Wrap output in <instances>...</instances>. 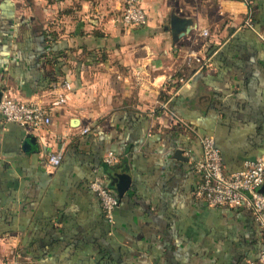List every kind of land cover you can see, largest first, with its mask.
I'll return each instance as SVG.
<instances>
[{
	"label": "crops",
	"instance_id": "0c3cea01",
	"mask_svg": "<svg viewBox=\"0 0 264 264\" xmlns=\"http://www.w3.org/2000/svg\"><path fill=\"white\" fill-rule=\"evenodd\" d=\"M122 2L0 0V94L52 120L35 132L0 115V264L257 260L261 228L245 208L197 199L194 164L197 136L228 173L263 152L264 0H141L140 28L119 22ZM96 175L119 200L113 224Z\"/></svg>",
	"mask_w": 264,
	"mask_h": 264
},
{
	"label": "built area",
	"instance_id": "2783aa9c",
	"mask_svg": "<svg viewBox=\"0 0 264 264\" xmlns=\"http://www.w3.org/2000/svg\"><path fill=\"white\" fill-rule=\"evenodd\" d=\"M123 2V11L119 16L122 26L135 28L144 26L147 16L140 5V0H124ZM207 34L206 30L202 31L203 36ZM169 80L173 81L171 78ZM178 83L183 86L186 81L179 79ZM0 115L8 123L17 124L35 132L47 128L52 123L50 112L46 107L15 99L8 91L0 94ZM86 132L87 129H83L81 133ZM197 138L202 155L194 164V169L201 176L195 189L196 198L210 207L247 209L263 231V249L257 260L246 261L243 264H264V193L259 191L264 185V149L258 158L246 162L243 169L228 173L224 171L214 140L209 136H197ZM61 159L60 152L49 153L47 164L52 169L57 168ZM115 162L116 156L112 152L103 156V163L107 166ZM89 187L95 192L100 202L104 218L109 224H113V213L119 201L113 191L106 186L105 177L94 176Z\"/></svg>",
	"mask_w": 264,
	"mask_h": 264
},
{
	"label": "water",
	"instance_id": "95a60500",
	"mask_svg": "<svg viewBox=\"0 0 264 264\" xmlns=\"http://www.w3.org/2000/svg\"><path fill=\"white\" fill-rule=\"evenodd\" d=\"M174 157L179 160H186V159H183L182 157V151L178 149L175 151ZM114 177L117 178V183L115 184V191H116L118 198H120L122 194L125 192L130 182V177L123 173L114 174ZM259 191L264 193V185L260 187Z\"/></svg>",
	"mask_w": 264,
	"mask_h": 264
},
{
	"label": "rangeland",
	"instance_id": "374dc122",
	"mask_svg": "<svg viewBox=\"0 0 264 264\" xmlns=\"http://www.w3.org/2000/svg\"><path fill=\"white\" fill-rule=\"evenodd\" d=\"M18 1H20V3L17 4L18 11H25V9H24L25 6H24V4H22V2L25 1V0H18ZM140 5H141V0H140ZM123 6H124V2H122V7H121V10H120V14H121V11H123ZM137 28H140V27H137ZM1 247H3V245ZM14 262H15V260H14Z\"/></svg>",
	"mask_w": 264,
	"mask_h": 264
},
{
	"label": "trees",
	"instance_id": "16d2710c",
	"mask_svg": "<svg viewBox=\"0 0 264 264\" xmlns=\"http://www.w3.org/2000/svg\"><path fill=\"white\" fill-rule=\"evenodd\" d=\"M105 177V175H103ZM106 178V177H105ZM106 180V179H105ZM109 189H111L108 185H106ZM112 190V189H111ZM119 201V200H118ZM103 213V212H102ZM104 216V215H103ZM263 232V231H262Z\"/></svg>",
	"mask_w": 264,
	"mask_h": 264
}]
</instances>
